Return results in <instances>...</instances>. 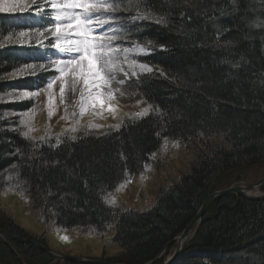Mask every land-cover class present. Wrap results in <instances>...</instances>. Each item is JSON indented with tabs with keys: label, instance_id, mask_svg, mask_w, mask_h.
Returning <instances> with one entry per match:
<instances>
[{
	"label": "trees",
	"instance_id": "trees-1",
	"mask_svg": "<svg viewBox=\"0 0 264 264\" xmlns=\"http://www.w3.org/2000/svg\"><path fill=\"white\" fill-rule=\"evenodd\" d=\"M121 7L125 39L151 48L140 60L152 72L129 83L135 97L151 104L149 114L122 120L119 131L39 141L23 138L22 125L3 116L32 109L31 101L0 104V192L10 174L58 228L113 230L121 252L107 262L146 264L169 253L209 195L231 185L222 177L264 166V0H125ZM34 8L0 13V76L28 63L50 67L46 29L54 25L49 15L34 17ZM138 16L148 18L132 19ZM21 31L27 36L19 37ZM44 40V48L36 47ZM54 75L41 71L14 83L0 78V93L46 87ZM165 140L193 149L188 172L146 212L109 205L110 194L155 163ZM0 229L47 246L1 207ZM0 264L78 263L0 238ZM173 264H264V200H216Z\"/></svg>",
	"mask_w": 264,
	"mask_h": 264
},
{
	"label": "rangeland",
	"instance_id": "rangeland-1",
	"mask_svg": "<svg viewBox=\"0 0 264 264\" xmlns=\"http://www.w3.org/2000/svg\"><path fill=\"white\" fill-rule=\"evenodd\" d=\"M43 0H37V4L43 5L44 13H47L52 19V23H63V21H55V16L58 14L55 9L50 6H44L41 3ZM36 5H31L30 8ZM34 8V9H35ZM70 13L72 10H68ZM77 12L81 10H76ZM15 12L13 14H18ZM108 15H114L115 13H108ZM43 17V15H37ZM109 29L108 25H105L104 29H98L99 32H104ZM108 35H117L118 38L113 40L112 46L118 51L114 53L121 63V66L125 71L129 72V76L125 77L122 72H118L117 80L123 79L125 82L120 85L121 92L124 95L117 93V101L115 103V116L108 112H104L102 115L93 114L92 112H85L83 116L79 115L78 106V94L73 96L68 93L65 100L62 102L59 98V82L54 86L55 110L51 116L48 114V98L47 94L43 91L39 97H34L30 100L32 102V109H35V113L32 117L31 125L33 131L29 133V138H33L39 141L50 140L51 138H71L73 135L88 134V133H104L107 130L113 129L109 126L121 123L122 120L130 118V114L141 111L146 108L142 99L135 97L131 93L129 83L132 80L147 75L150 72H140L139 69H135L136 75L132 76L127 64L124 63V56L127 55L128 60H135L137 64L142 63L140 57L149 53V48L141 46L145 49V52H124L125 48L132 49L138 44H127L124 38L120 35V29L118 22L115 23L112 28L107 32ZM55 41L53 37L52 43ZM52 47V46H51ZM50 52L52 60L63 58V54L52 47ZM51 60V61H52ZM51 72L58 75L54 71ZM23 78L10 79L5 78L4 82L14 83L24 80ZM22 101V102H25ZM21 102H9L5 93V99L0 100V104L14 105ZM32 109L28 110L31 111ZM69 117L65 119V115ZM75 114V115H73ZM5 119L9 121L10 125L19 123L22 119V113L5 112L3 114ZM77 121L79 123H77ZM20 124V123H19ZM22 125V124H20ZM90 125H93L90 127ZM94 125H101L102 127H94ZM76 127L78 130L73 133L69 131L70 128ZM21 133L27 131V128L20 126ZM192 148L187 144L169 140L163 141L162 148L156 155L155 163L150 166L144 173L134 176L128 179L124 184L119 186L112 194H110L106 201L109 205L119 210H132L137 212H146L150 210L158 196L162 191L169 189V187L179 178L186 174L189 170L190 163L194 158ZM193 150V149H192ZM241 177V181L247 184H255L264 177V166L254 167L246 170L231 171L226 176L222 177L221 183L223 185L230 182L231 185L237 183L236 179ZM15 181L11 179V175L7 174L6 186L0 192V207L3 211L11 217L17 227L24 231L29 237L43 240L45 244L54 252L65 254L73 257H80L85 260H112L116 259L121 252L119 246L114 242V231L108 230L105 233L84 231V230H63L54 225V221L47 222L43 214L33 207L31 199L19 192L14 184ZM260 193H264V190H260ZM109 201H114L109 203ZM194 233V230L191 234ZM67 237V240L63 239ZM31 239V238H28ZM176 249V245L169 250V253H164L165 260L169 259Z\"/></svg>",
	"mask_w": 264,
	"mask_h": 264
},
{
	"label": "snow or ice",
	"instance_id": "snow-or-ice-1",
	"mask_svg": "<svg viewBox=\"0 0 264 264\" xmlns=\"http://www.w3.org/2000/svg\"><path fill=\"white\" fill-rule=\"evenodd\" d=\"M125 0H43V4L50 6L57 11L55 21H63V23H54V26L47 28L46 31L55 37L52 47L63 54V58L51 61V65L28 63L16 68L11 73L0 76V78L17 79L26 76H36L38 72H47L54 69L58 75L50 77L46 81V87H37L33 90H6V96L9 102H22L39 97L41 91L47 94L48 114L51 116L55 110V93L54 86L59 82V98L63 102L68 93L73 96L78 94L79 115L83 116L85 112L102 115L105 111L115 116L117 101V93L124 95L120 90V85L124 84V80H117V73L122 72L125 77L129 76V72L121 66V63L115 52L118 50L112 46V41L117 39V35H108L107 32L120 19L108 13H115L124 10L121 5ZM35 4L34 14L48 17L43 11V5L37 4V0H0V13H24L28 11L31 5ZM68 10H72L70 13ZM76 10H81L77 12ZM146 16L133 17L132 19H147ZM159 23V21H157ZM105 25L109 26L104 32L97 31L104 29ZM120 27H126L120 25ZM26 31L18 33L19 37L27 36ZM11 39V35L9 36ZM19 43L23 44L27 41L20 39ZM0 47H3L0 44ZM145 52V49L139 45L135 48H125L124 52ZM124 63L128 69L132 70L131 75L140 72H151L152 69L146 63H139L135 60H128L127 55L124 56ZM5 99V94L0 93V100ZM151 104L139 112L130 114L132 119H140L149 114ZM15 110H5V112ZM35 113L33 108L31 111L23 110L22 119L19 123L27 128L22 133L23 138H29V133L33 131L31 121ZM75 115V114H73ZM68 119L67 114L64 117ZM77 123H79L77 121ZM122 123V121H121ZM121 123L111 125L115 131H119ZM93 125H90L92 127ZM94 127H102L94 125ZM76 127L70 128L69 131L75 133ZM71 139L75 140L73 135ZM114 201H109L113 203ZM63 239L67 240V237Z\"/></svg>",
	"mask_w": 264,
	"mask_h": 264
},
{
	"label": "water",
	"instance_id": "water-1",
	"mask_svg": "<svg viewBox=\"0 0 264 264\" xmlns=\"http://www.w3.org/2000/svg\"><path fill=\"white\" fill-rule=\"evenodd\" d=\"M263 186H264V178L257 184L243 185V186L236 185V186H232L225 190L216 191L212 193L211 195H209L208 198L201 205L194 219L186 227L183 233L179 237L175 238L168 245L169 247L172 244H176L177 247H176V250L173 256L170 259H168L164 264H173V262L179 257L180 253L187 246L191 238L195 236L197 230L199 229L200 223L204 215L207 213V211L210 209V207L216 200H219L223 197L235 195V196H240V197L253 200V201H262L264 200V195L257 196V197H249L247 195V191L255 190L256 188H260ZM194 228H195V231L193 234H191ZM0 237L6 240H9L13 243H17V244L33 245L37 247L38 249H40L43 253H45L49 257H52L53 259L58 260V261H65V262L69 261V262H74L78 264H117V263H111V262L101 261V260H85L80 257H73V256L65 255V254L56 253L53 250H51L48 246L41 244L37 240L17 236L5 230H2V229H0ZM158 259L159 257L153 260L152 262L146 263V264H156Z\"/></svg>",
	"mask_w": 264,
	"mask_h": 264
}]
</instances>
